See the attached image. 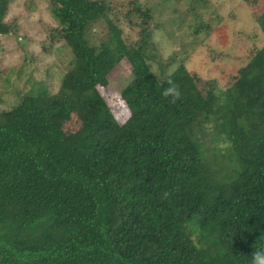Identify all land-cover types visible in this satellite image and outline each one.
<instances>
[{"label": "trees", "instance_id": "trees-1", "mask_svg": "<svg viewBox=\"0 0 264 264\" xmlns=\"http://www.w3.org/2000/svg\"><path fill=\"white\" fill-rule=\"evenodd\" d=\"M47 3L50 41L73 57L56 92L0 112V264H251L264 248V44L218 92L184 63L167 73L139 5L127 44L104 0ZM100 20L108 34L91 43ZM256 22L264 35V11ZM123 58L119 122L97 86ZM169 78L175 104L162 96Z\"/></svg>", "mask_w": 264, "mask_h": 264}, {"label": "rangeland", "instance_id": "rangeland-1", "mask_svg": "<svg viewBox=\"0 0 264 264\" xmlns=\"http://www.w3.org/2000/svg\"><path fill=\"white\" fill-rule=\"evenodd\" d=\"M104 1L110 6V19L121 29L127 44L139 37L142 25V16L133 7L148 10L147 24L167 73L184 63L202 82L213 81L218 92L232 82L238 69L264 44L256 22L264 11V0ZM4 21L12 31L0 35V112L11 109L28 91L45 88L56 92L73 57L62 40L50 41L48 29L56 22L47 0H9ZM107 34V25L100 20L91 26L88 38L98 44ZM151 68L157 73L159 66L152 62ZM130 72L129 62L123 58L108 74V85L97 86L119 122L129 114L120 92ZM78 123L73 120L65 128L75 131ZM212 145L210 135H206L205 146L211 149Z\"/></svg>", "mask_w": 264, "mask_h": 264}, {"label": "clouds", "instance_id": "clouds-1", "mask_svg": "<svg viewBox=\"0 0 264 264\" xmlns=\"http://www.w3.org/2000/svg\"><path fill=\"white\" fill-rule=\"evenodd\" d=\"M169 87L165 88L162 96L168 99L169 103L175 104L181 98L179 86L169 78L167 80ZM168 193L163 194V198H167ZM251 264H264V248L252 252Z\"/></svg>", "mask_w": 264, "mask_h": 264}]
</instances>
